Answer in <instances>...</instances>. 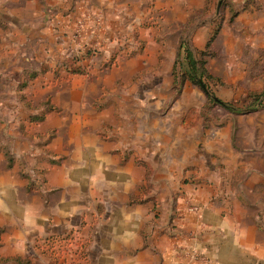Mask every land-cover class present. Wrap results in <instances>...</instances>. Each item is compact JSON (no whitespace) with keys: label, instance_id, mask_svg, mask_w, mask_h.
I'll return each instance as SVG.
<instances>
[{"label":"crops","instance_id":"0c3cea01","mask_svg":"<svg viewBox=\"0 0 264 264\" xmlns=\"http://www.w3.org/2000/svg\"><path fill=\"white\" fill-rule=\"evenodd\" d=\"M129 2L0 0V59L26 65L25 47L36 44L42 60H34L53 67L68 47L73 49L69 38L60 39L71 33L77 11L101 6L111 15L105 18L110 27L116 13L131 9ZM105 23L89 27L84 36L103 41ZM17 52L19 57H12ZM83 84H50L35 92V100L51 96V105L64 110L57 125L67 128L50 142L53 160L39 165L33 185L18 162L29 144L23 150L18 137L12 140L10 151L17 158L12 166L0 152V260L9 259L0 264H18L16 258L56 264L44 252L60 238L74 240L73 248L82 253L79 263L73 255L69 264H264V118H245L248 127L234 140L231 128L208 134L206 150L196 159L189 158L187 144L165 151L169 172L194 170L175 191L168 187L174 194L164 186L156 201L136 203L131 197L138 194L141 171L133 159L141 155L142 119L152 117L153 129L157 119L149 103L125 98L121 87ZM82 108L85 115L79 114ZM67 111L76 115L68 118ZM54 118L50 114L37 129H53ZM14 122L27 126L24 118Z\"/></svg>","mask_w":264,"mask_h":264},{"label":"rangeland","instance_id":"374dc122","mask_svg":"<svg viewBox=\"0 0 264 264\" xmlns=\"http://www.w3.org/2000/svg\"><path fill=\"white\" fill-rule=\"evenodd\" d=\"M129 3L131 9L116 13L117 22L107 20L114 24L110 27L105 18L111 15L101 6L94 9L95 12L90 8L91 11L84 8L77 11L71 33L60 39L64 43L69 38L73 49L68 47L53 67L34 60L42 56L36 44L25 47L28 50L23 55L28 59L26 65L21 61L14 64L0 59V152L12 166L17 160L10 151L12 140L18 137L23 150L24 143L29 144L18 162L22 176L29 179L31 185L40 176L39 165L53 160L50 142L67 128L57 125L64 110L51 105V96L42 103L35 100L36 90L43 86L80 87L89 81L102 88L121 87L125 98H139L144 105L149 103L157 126L152 128V117L150 121L147 117L142 119L141 129L145 133L140 139L141 155L133 159L141 171L138 194L131 197L136 203L156 201V193L164 186L175 191L185 182L187 171L194 170L169 172L171 159L164 158L165 151L175 152L178 145L187 144L189 158L196 159L206 150L208 134L213 136L219 130L231 128L234 140L236 134H244L247 129L245 118H264V0H131ZM80 22L84 29L77 39L75 32ZM103 23L106 24L103 41L96 37L88 40L84 36L89 27L95 30ZM182 44H187L199 59L202 53L211 55L203 59L208 61L209 73L219 82L208 81L210 95L189 80L175 85L174 71L179 75L188 69ZM12 57H19V52ZM74 68H81L84 73L74 74ZM75 77H80V81L73 83ZM215 99L240 111L231 112L214 102ZM52 113L55 127L46 132L38 130ZM80 113L85 115V108ZM67 115L73 118L76 113L67 111ZM22 118L26 119L27 126H17L14 122ZM154 130L157 140H154ZM17 133L22 139L14 136ZM179 151L177 160H181ZM123 160H131V157ZM174 191L169 190L170 194ZM53 241L58 247L44 254L56 264H69L67 260H72L73 255L78 257L77 263L80 262L82 253L78 254L73 247L70 250L59 239Z\"/></svg>","mask_w":264,"mask_h":264},{"label":"trees","instance_id":"16d2710c","mask_svg":"<svg viewBox=\"0 0 264 264\" xmlns=\"http://www.w3.org/2000/svg\"><path fill=\"white\" fill-rule=\"evenodd\" d=\"M213 41V38L211 39L210 43ZM184 48V56H185V63L188 66V69L183 72L181 71L178 75L176 74V71H174L175 76H176V81L175 85H182L185 83L187 80L192 81L193 83L199 85L205 92L206 94L210 95V88L208 85V81H216L219 82L218 79H216L213 75H211L207 69V63L208 61L203 59L205 56H211L208 53H202L201 58L199 59L196 57V54L192 51V49L187 45V44H182V47ZM179 64V63H178ZM178 65L176 64L177 68ZM176 70V69H175ZM74 74H83L84 70L81 68H74L72 71ZM180 78V79H179ZM218 105L224 107L225 109L231 111V112H239L235 106L223 102L220 99H215V101ZM132 202H136L135 198H132ZM0 230V234H1ZM60 240H63L61 238ZM9 259H2V261H8ZM15 261L18 264H32V262L29 259L22 260L21 258H16Z\"/></svg>","mask_w":264,"mask_h":264},{"label":"built area","instance_id":"2783aa9c","mask_svg":"<svg viewBox=\"0 0 264 264\" xmlns=\"http://www.w3.org/2000/svg\"><path fill=\"white\" fill-rule=\"evenodd\" d=\"M83 29H84V24H83L82 22H80L79 25H78V29H77L76 32H75V34H76V38H77V39L80 38V37L82 36ZM93 48H94V47H93ZM190 210H191V211H194V212H196V213H198L199 210H200V208H199L198 206H196V205H191V206H190ZM59 241H60L61 243H65V244H67V246L69 247L70 250H72L71 247H74V243H75V242H74V240H72V239H65V238H63V240H60V239H59ZM54 242H56V241H53V240H52V243H54ZM57 247H58V245L54 244V246H53L52 248L55 250V248H57ZM49 249H51V248H49ZM65 250H66V249H65Z\"/></svg>","mask_w":264,"mask_h":264},{"label":"water","instance_id":"95a60500","mask_svg":"<svg viewBox=\"0 0 264 264\" xmlns=\"http://www.w3.org/2000/svg\"><path fill=\"white\" fill-rule=\"evenodd\" d=\"M219 7H220V5H219Z\"/></svg>","mask_w":264,"mask_h":264}]
</instances>
